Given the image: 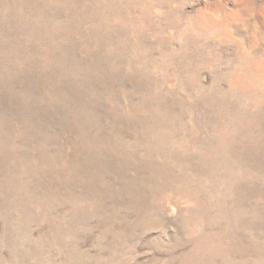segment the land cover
Masks as SVG:
<instances>
[{
  "label": "rangeland",
  "instance_id": "1",
  "mask_svg": "<svg viewBox=\"0 0 264 264\" xmlns=\"http://www.w3.org/2000/svg\"><path fill=\"white\" fill-rule=\"evenodd\" d=\"M0 264H264V0H0Z\"/></svg>",
  "mask_w": 264,
  "mask_h": 264
}]
</instances>
